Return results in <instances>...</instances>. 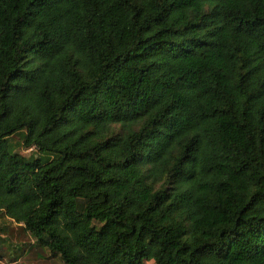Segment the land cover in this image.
Segmentation results:
<instances>
[{
    "label": "trees",
    "instance_id": "1",
    "mask_svg": "<svg viewBox=\"0 0 264 264\" xmlns=\"http://www.w3.org/2000/svg\"><path fill=\"white\" fill-rule=\"evenodd\" d=\"M6 223L61 264H264V0H0Z\"/></svg>",
    "mask_w": 264,
    "mask_h": 264
},
{
    "label": "rangeland",
    "instance_id": "2",
    "mask_svg": "<svg viewBox=\"0 0 264 264\" xmlns=\"http://www.w3.org/2000/svg\"><path fill=\"white\" fill-rule=\"evenodd\" d=\"M17 140V137L13 138L14 142ZM21 153L27 155L29 150ZM0 238V264H61L58 258L50 257L45 251L36 248L28 249L33 241L19 226L6 223L5 233L1 234ZM15 246L18 249H15ZM8 247L9 250H7ZM146 264H152V262Z\"/></svg>",
    "mask_w": 264,
    "mask_h": 264
}]
</instances>
